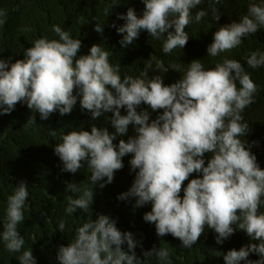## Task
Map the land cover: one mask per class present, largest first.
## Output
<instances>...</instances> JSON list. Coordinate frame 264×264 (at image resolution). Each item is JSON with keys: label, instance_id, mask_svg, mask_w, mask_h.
Wrapping results in <instances>:
<instances>
[{"label": "clouds", "instance_id": "1", "mask_svg": "<svg viewBox=\"0 0 264 264\" xmlns=\"http://www.w3.org/2000/svg\"><path fill=\"white\" fill-rule=\"evenodd\" d=\"M204 2L143 0L141 16L128 7L126 14L117 17L125 23L117 26L113 22L111 26L122 34L121 47L139 39L155 43L160 54L170 55L187 48L190 24L207 15L205 10L195 9ZM206 2L213 6V17L219 21L214 5L223 0ZM4 12L0 10V15ZM261 29L264 2L249 0L247 12L238 20L219 25L213 41L206 45V55L223 57L222 62L206 69L209 64L204 59H190L183 76L165 84L166 74L149 75L151 61L134 77L122 75L120 66L110 63L109 52L99 44H92L88 54L78 55L81 40L72 38L60 25H53L49 35L36 38L23 50L22 59L12 62L11 58H0V115L10 114L24 102L46 120L57 111L60 116L70 114L78 99L81 110L90 112L92 120L111 112L108 120L112 132L93 124L90 131L79 128L62 134L61 142L54 147L62 171L75 174L86 164L92 185L103 188L124 167L123 157L131 154L129 165L135 178L118 199L135 197L134 207L144 206L146 210L151 206L143 219L155 226V235L171 234L183 247L191 248L205 226L214 230L217 244L237 229L243 230L257 243L229 249L223 254L225 264H264V212L260 210L264 203V168L257 162L254 146L241 139L249 133L247 122L264 105V83L250 76L243 64L252 69L264 66V52L254 42V49L247 54L238 57L230 53L243 39L254 41L252 35H258ZM94 30L103 33L104 29L96 23ZM55 35L58 38H52ZM156 68L168 70L159 60ZM141 104L159 114L150 119L147 109L137 110ZM121 109H126V114H121ZM29 122H35V117ZM130 125L136 134L114 143L117 136L127 135ZM52 135L55 137L54 131ZM206 153L210 154L207 163ZM193 173L198 175L190 177ZM65 183V191L73 193L66 212L73 214L80 209L87 213L94 203L93 188H85L75 197L81 192L77 183ZM27 185L21 180L7 197L0 240L8 252L19 254L20 264H37L32 249L24 250L25 240L18 231L25 220L24 209L29 206ZM58 229L64 232L63 220ZM143 244V234L134 238L131 231H121L115 220L100 213L78 226L71 242L59 245L56 258L59 264H145L156 257L160 264H170L167 248L135 250ZM250 253L260 258L251 260ZM142 256L146 259L141 260Z\"/></svg>", "mask_w": 264, "mask_h": 264}, {"label": "trees", "instance_id": "2", "mask_svg": "<svg viewBox=\"0 0 264 264\" xmlns=\"http://www.w3.org/2000/svg\"><path fill=\"white\" fill-rule=\"evenodd\" d=\"M0 0V10H5L0 15V58L14 62L23 58V50L30 47L38 37L49 35L53 25H60L68 31L72 38L80 39L82 47L79 54H88L92 44H99L109 52V61L112 65H119L121 74L139 76L145 65L151 61L152 68L149 75L162 73L167 75L165 84L176 82L183 76L188 67L185 63L190 59L200 57L212 68L217 62H222L223 57L217 58L206 55V45L213 41V33L219 25L238 20L247 12L249 0H223L218 8L220 19L215 21L212 7L206 0L195 9H203L207 15L200 22L195 19L189 26L190 42L185 50H178L170 55H162L156 49L155 43H147L137 39L132 45L124 48L119 44L122 34H118L117 26L125 23L118 19V14L127 12L128 7H133L138 16L144 10L143 0ZM262 3L264 0H255ZM106 12H109L107 15ZM96 23L103 27V33H97ZM250 38L243 39L241 45L231 50L235 56L247 54L257 47L264 52V29H261ZM248 37V36H247ZM52 38H58L56 35ZM49 38V39H52ZM250 43V44H249ZM162 61L166 72L156 68V61ZM250 76L264 83V66L256 69L243 64ZM175 67L178 71L170 68ZM237 86L239 83L237 81ZM147 109L150 119H154L159 113L153 112L147 105L141 104L138 111ZM162 111V110H161ZM121 114H126V109H121ZM108 112L98 120H92L91 113L81 110L79 99L70 114L60 116L59 112L52 113L48 119H41L39 112H33L27 108L26 103L21 102L15 109L6 115H0V231L3 229V221L6 216L7 197L13 193L16 185L21 180L25 181L29 192L28 203L24 209L25 220L18 225V231L24 237V250L32 249L37 264H59L56 254L59 245L71 242L76 228L89 219H95L97 214L109 215L116 221L121 231H131L134 238L143 234V245L135 250H150L153 247H165L169 250L170 264H225L223 254L229 249H239L251 241L243 230H236L222 244H217L214 230L205 226V232L198 242L191 248L182 246L178 238L171 234L158 237L155 226L144 221L143 214L151 210L144 206L134 207L135 197L128 200H119V194L128 191L135 178V172L131 170L129 160L131 154L123 157L124 167L114 173L112 183L100 188L99 184L92 185L90 169H79L75 174L62 171L63 164L55 154L54 147L61 142L62 134L71 130L84 128L90 131L91 125L107 127L114 131L108 117ZM34 116L35 122H29ZM249 124V133L241 139L248 141V145L255 148L254 154L261 168H264V105H260L258 111L252 116ZM55 132L53 137L52 132ZM136 133L133 126H129L127 135L117 136L119 139H128ZM257 142L252 144V142ZM246 145V146H248ZM250 147V148H251ZM210 154H205V162ZM198 174L193 173L194 177ZM106 179V178H105ZM191 179V178H190ZM77 183L81 192L75 194L78 197L82 190L89 188L94 190V203L87 213L77 209L73 214L66 212L68 198L71 191H65L66 183ZM188 181L184 182L187 185ZM183 185V186H184ZM74 197V198H75ZM264 199V198H262ZM260 210L264 212V203ZM65 222L62 233L58 227L59 222ZM235 227V226H234ZM155 232V233H154ZM127 251V245H123ZM19 254L7 251L0 240V264H20L17 259ZM257 253H250L249 259L258 260ZM145 260L144 256L140 257ZM145 264H160L156 257H151ZM240 264H246L241 261Z\"/></svg>", "mask_w": 264, "mask_h": 264}]
</instances>
